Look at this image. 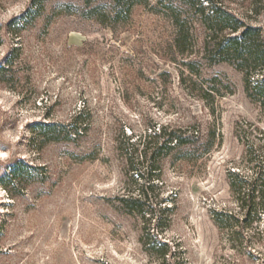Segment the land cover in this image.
I'll return each mask as SVG.
<instances>
[{
  "label": "rangeland",
  "instance_id": "374dc122",
  "mask_svg": "<svg viewBox=\"0 0 264 264\" xmlns=\"http://www.w3.org/2000/svg\"><path fill=\"white\" fill-rule=\"evenodd\" d=\"M222 1L251 15V0ZM30 2L0 0V66L14 60L0 71V179L20 160L40 167L25 190L0 182V264H264V214L230 229L212 216L239 211L230 171L264 173V107L243 73L202 65L199 78L229 80L232 92L191 90L189 71L163 56L172 20L149 5L114 28L64 15L46 29H9ZM48 121L83 131L38 139L36 123ZM240 122L253 124L249 140L238 138ZM169 124L205 137L215 128L216 145L190 160L159 151L163 136L148 135ZM131 195L149 210L131 212L119 200Z\"/></svg>",
  "mask_w": 264,
  "mask_h": 264
},
{
  "label": "trees",
  "instance_id": "16d2710c",
  "mask_svg": "<svg viewBox=\"0 0 264 264\" xmlns=\"http://www.w3.org/2000/svg\"><path fill=\"white\" fill-rule=\"evenodd\" d=\"M113 1L112 5L107 0H31L20 14L9 20L8 27L11 30H23L42 22V28L46 29L60 16L78 15L114 28L115 24L123 21L132 12L135 4L149 5L154 11H162L172 20L175 32L167 43L163 56L174 62L179 60L189 71V79L188 76H183L182 81L188 82L191 90L198 84L205 95L211 96L212 99L224 97L226 92H232L229 80L224 83L223 78L218 79L216 76L211 79H201L197 76L202 65L226 63L243 73L244 88L248 97L264 107V20L259 22L254 18L260 15L264 17V0H251V15L248 17L238 14L222 0H206V3L205 0H155L156 3H152L153 0ZM13 62V58H7L5 65L0 66V71L8 70ZM36 126L38 139L44 141L59 140L62 134L68 136L72 129L76 131L75 135H80L78 130H82L78 124L67 129L66 125L52 121L38 122ZM87 126L86 124L85 129ZM249 127H253V124L238 123V138L249 140L242 135L246 134ZM255 130L259 128L255 127ZM151 131L154 134L148 135L149 138L158 137L159 134L163 136L159 151L170 152L179 148L182 152L179 158L182 160H190L191 156L202 158L209 155L216 145L218 135L215 128L209 130L205 137L200 130L174 128L172 124L159 127V132L155 128ZM260 133L264 135L262 130ZM152 142L150 139L144 143L146 150H149ZM261 146L256 145V149ZM39 169L40 167L20 160L9 165L0 182L11 192L13 188L25 190L27 184L38 175ZM229 180L239 211L213 209L212 216L218 227L230 229L234 222L242 220L249 223L252 218L260 219L264 214V193L260 195L263 190L260 186L264 185V173H255L250 177L240 169H234L230 171ZM10 185L12 187H9ZM119 200L126 204L131 212L149 210V203L144 201L142 196H122Z\"/></svg>",
  "mask_w": 264,
  "mask_h": 264
}]
</instances>
